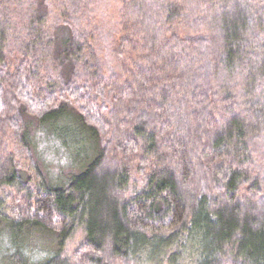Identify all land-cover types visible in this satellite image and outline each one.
<instances>
[{"label":"trees","instance_id":"1","mask_svg":"<svg viewBox=\"0 0 264 264\" xmlns=\"http://www.w3.org/2000/svg\"><path fill=\"white\" fill-rule=\"evenodd\" d=\"M111 1L0 0L6 263L264 264V0ZM29 120L93 155L51 183Z\"/></svg>","mask_w":264,"mask_h":264},{"label":"rangeland","instance_id":"2","mask_svg":"<svg viewBox=\"0 0 264 264\" xmlns=\"http://www.w3.org/2000/svg\"><path fill=\"white\" fill-rule=\"evenodd\" d=\"M115 10L116 5L111 0H104L102 6L104 16L108 14V17L112 18ZM69 123L75 129L77 128L73 121L70 120ZM53 124L49 125L47 131L44 132L42 128L36 126L35 121L29 120L27 130L30 141L36 145V154L47 178L53 184H61L67 177L77 172V169L82 166V162L87 160L89 155H93V150L89 153L87 140L86 142L81 141L80 136L72 132H66L65 137H69V140H65L64 147L63 143H60L59 135L50 133ZM80 239L81 236L77 235L76 238L66 244V255L73 253ZM53 242V238L47 235H37L25 241L23 255L28 256L27 263L42 262L53 256L55 254ZM7 253L11 255L13 249L9 246L8 236L3 233L0 237V264H8V261L6 263ZM184 256L181 264H195L197 255L194 246L190 245V242L187 244ZM141 263V260H139L135 264Z\"/></svg>","mask_w":264,"mask_h":264}]
</instances>
